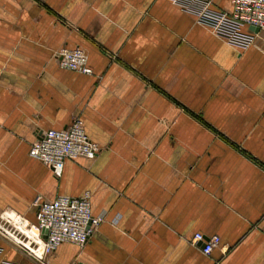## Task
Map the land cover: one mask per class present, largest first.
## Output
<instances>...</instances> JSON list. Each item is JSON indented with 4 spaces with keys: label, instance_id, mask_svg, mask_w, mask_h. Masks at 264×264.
Listing matches in <instances>:
<instances>
[{
    "label": "crops",
    "instance_id": "crops-1",
    "mask_svg": "<svg viewBox=\"0 0 264 264\" xmlns=\"http://www.w3.org/2000/svg\"><path fill=\"white\" fill-rule=\"evenodd\" d=\"M74 117L100 151L56 177L28 148ZM85 191L104 220L48 264H264V32L240 50L170 0H0V213L35 222L37 202ZM196 232L219 236L210 255Z\"/></svg>",
    "mask_w": 264,
    "mask_h": 264
},
{
    "label": "built area",
    "instance_id": "built-area-1",
    "mask_svg": "<svg viewBox=\"0 0 264 264\" xmlns=\"http://www.w3.org/2000/svg\"><path fill=\"white\" fill-rule=\"evenodd\" d=\"M195 13L197 21L227 44L245 50L255 43L258 32H264V0H231V10L212 7V0H170ZM250 27L257 28L252 30ZM60 67L82 74H91L85 52L79 47H60L53 52ZM100 147L87 136L83 122L74 117L61 129L36 131L28 155L50 168L54 176L61 175L65 160L79 157L95 158ZM90 192L80 196L59 194L52 200L36 203L35 222L12 210L0 213V238L10 242L33 264H48V256L64 242L83 247L98 226L102 215H93ZM193 245H200L204 255H210L220 243L216 234L196 232ZM2 247H0V253ZM0 264H19L0 258Z\"/></svg>",
    "mask_w": 264,
    "mask_h": 264
},
{
    "label": "rangeland",
    "instance_id": "rangeland-1",
    "mask_svg": "<svg viewBox=\"0 0 264 264\" xmlns=\"http://www.w3.org/2000/svg\"><path fill=\"white\" fill-rule=\"evenodd\" d=\"M5 210H8V209H5ZM3 211H4V210H3ZM100 215H102V214H100ZM117 219H118V216H115V217L112 219V222H113V223H116V222H117ZM103 220H104V219H103V215H102V218H101L99 224H100ZM99 224H98V225H99Z\"/></svg>",
    "mask_w": 264,
    "mask_h": 264
},
{
    "label": "water",
    "instance_id": "water-1",
    "mask_svg": "<svg viewBox=\"0 0 264 264\" xmlns=\"http://www.w3.org/2000/svg\"><path fill=\"white\" fill-rule=\"evenodd\" d=\"M250 29H252V30H257V28H253V27H250Z\"/></svg>",
    "mask_w": 264,
    "mask_h": 264
}]
</instances>
